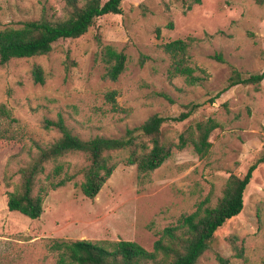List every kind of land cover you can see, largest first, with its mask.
<instances>
[{
  "label": "rangeland",
  "instance_id": "374dc122",
  "mask_svg": "<svg viewBox=\"0 0 264 264\" xmlns=\"http://www.w3.org/2000/svg\"><path fill=\"white\" fill-rule=\"evenodd\" d=\"M78 2L82 6L86 0ZM191 3L123 0L122 14L97 19L84 36L55 43L48 55L0 66V264H58L50 249L54 239L133 241L152 251L158 233L207 199L215 207L229 178L243 177L263 154L264 81L259 90L245 85L223 90L234 70L245 78L264 72V3L201 0L187 11ZM67 9V0H0V29L44 14L62 20ZM188 37L198 39L190 51L192 66L208 74L197 86L170 76L171 59L162 48ZM107 46L128 57L117 81L104 77ZM35 66L44 70V85L33 80ZM112 92L115 102L108 99ZM190 104L203 106L184 122L165 123L163 139L176 144L197 123L214 119L219 127L205 158L192 145L174 147L144 185L137 166L123 163L94 200L69 184L49 194L40 219L8 209L6 192L19 183V170L37 151L35 144L61 136L46 130L45 120L62 116L84 140L120 138L155 115L178 117ZM63 162L72 171L86 165L82 156ZM246 191L243 212L219 229L197 264H222L220 258L228 264H264V163Z\"/></svg>",
  "mask_w": 264,
  "mask_h": 264
},
{
  "label": "trees",
  "instance_id": "16d2710c",
  "mask_svg": "<svg viewBox=\"0 0 264 264\" xmlns=\"http://www.w3.org/2000/svg\"><path fill=\"white\" fill-rule=\"evenodd\" d=\"M255 1L264 3V0ZM122 3L123 0H86L80 6L78 0H67L65 19L56 20L44 14L39 19L21 22L18 27L0 29V66L16 59L50 54L55 43L87 34L97 19L109 14H122ZM195 4H201V0H192L186 10H191ZM197 41L188 37L162 47L171 59L170 76L183 78L189 86L201 85L208 75L205 70L191 64L190 51ZM102 57L107 67L105 79L117 81L126 72L127 55L107 46ZM215 58L223 61L221 56ZM42 69L35 66L32 75L35 83L44 85L46 79ZM243 76L234 70L223 92L238 85L256 86L259 90L264 81V72L247 78ZM115 98L116 92L108 95L110 101L115 102ZM209 102L213 104L215 99ZM201 106L187 105V111L174 118L155 115L141 126L128 129L120 138L98 136L84 140L72 133L62 116L57 120H45L44 128L56 130L61 136L50 144H35L37 151L31 153L29 162L19 170V183L6 192L8 209L32 220L40 219L49 194L69 184L78 186L86 198L94 200L123 163L137 166L139 182L144 185L150 181L151 174L171 158L174 147L183 150L192 145L195 152L205 158L212 147L210 136L219 127L214 119L197 123L194 130L181 134L176 144L163 139L165 123L184 122ZM69 156L84 157L86 165L76 166L72 171L71 164L63 162ZM263 163L264 152L243 177L233 175L229 178L224 196L215 207L209 205L207 199L198 205L196 211L183 215L176 225L158 233L152 251L133 241L64 239L51 241L50 249L57 254L58 264H197L219 229L243 212L247 187ZM80 177L82 181L78 182ZM220 261L229 263L221 258Z\"/></svg>",
  "mask_w": 264,
  "mask_h": 264
}]
</instances>
